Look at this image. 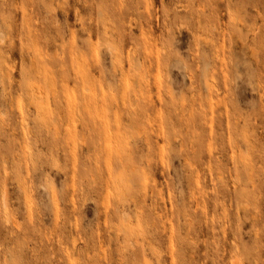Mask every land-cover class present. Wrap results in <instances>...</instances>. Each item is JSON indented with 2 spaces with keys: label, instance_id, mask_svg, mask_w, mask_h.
I'll use <instances>...</instances> for the list:
<instances>
[{
  "label": "clouds",
  "instance_id": "1",
  "mask_svg": "<svg viewBox=\"0 0 264 264\" xmlns=\"http://www.w3.org/2000/svg\"><path fill=\"white\" fill-rule=\"evenodd\" d=\"M0 264H264V0H0Z\"/></svg>",
  "mask_w": 264,
  "mask_h": 264
}]
</instances>
